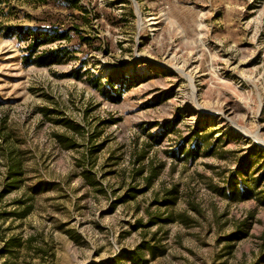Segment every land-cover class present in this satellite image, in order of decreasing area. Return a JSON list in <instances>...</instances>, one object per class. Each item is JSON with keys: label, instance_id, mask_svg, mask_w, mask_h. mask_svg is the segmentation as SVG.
Instances as JSON below:
<instances>
[{"label": "rangeland", "instance_id": "1", "mask_svg": "<svg viewBox=\"0 0 264 264\" xmlns=\"http://www.w3.org/2000/svg\"><path fill=\"white\" fill-rule=\"evenodd\" d=\"M76 1L0 0V213L32 206L0 219V264H110L145 243L147 264H256L264 206L219 192L248 148L264 151V0ZM71 27L69 43L37 49L69 54L25 62L33 39ZM58 118L83 128L78 149L57 143L72 139ZM196 129L215 130L213 155L177 161ZM89 135L102 147L86 161ZM13 161L20 183L3 194ZM140 166L158 176L136 194ZM172 188L173 207L155 203ZM179 213L191 223L147 226ZM242 224L247 236L227 242Z\"/></svg>", "mask_w": 264, "mask_h": 264}, {"label": "trees", "instance_id": "2", "mask_svg": "<svg viewBox=\"0 0 264 264\" xmlns=\"http://www.w3.org/2000/svg\"><path fill=\"white\" fill-rule=\"evenodd\" d=\"M50 0H25L28 4L35 5V6H44L49 3ZM123 1V0H119ZM64 3L71 8L77 9L81 11V8L78 6L76 0H64ZM129 16L133 18L132 12H129ZM52 34L46 36L45 40H41L39 38L33 39L27 45V56L23 59L26 61L34 60L36 61L37 65L39 66H47L54 62V60L60 56H64L69 54L66 50V47L62 49H56L54 51L49 52H37V49L47 42H55V41H65L67 43L70 42L71 36L69 34L71 32H77V29L71 27L69 30H59L57 28L51 29ZM77 35L78 32H77ZM80 45L88 44L87 38L78 37ZM56 116L61 117V114L58 112H54ZM48 114H53V112H48ZM57 124L61 125L67 132L71 133L72 139L66 137L64 135H55L54 138L56 139L57 143L61 148L64 150H75L78 149L80 146L75 142L73 137H84L83 128L79 125L73 124L72 122L58 118ZM215 130H209L207 133L204 130L196 129L193 131L192 137L188 140L191 146H185L182 144L178 145L177 152L172 156L177 159V161H189L190 163L194 162L200 155L208 157L213 155V142H210L213 132ZM96 136L89 135L85 140L86 143L89 145L87 147V151L89 156L86 157V161H89L91 155L98 153L102 147V145H94L93 141ZM152 140V138H151ZM154 143H157L158 140H153ZM143 157L139 158L138 161H142ZM16 161L11 163V167L9 168V172L5 177V184L3 189V194H7L11 191H14L18 188L20 183V170L17 165ZM144 172L146 175L144 176ZM88 174V172H84ZM136 175H139L143 178L145 187L142 190L131 189L132 192L136 194H141L144 191H147L153 181L157 178L158 172L157 169L154 167H148L146 171L144 166H140V170L137 172ZM86 176V175H85ZM255 176V177H254ZM87 179H89L87 177ZM90 181V180H89ZM264 183V151L258 150L253 147H250L245 152L242 160L239 161V166L227 176L224 181V186L221 188L219 194L224 199H227L231 203H240L249 200H255L259 205L264 206V188H262V184ZM264 185V184H263ZM128 199H133V196H128ZM178 199V191L175 188L170 190H166L163 193V197L160 202H155L156 204L166 208L173 207ZM14 209L10 212H2L0 213V219L2 221L12 218L13 220H22L27 217L31 211L32 206L29 204L28 201H15L13 202ZM193 211L197 212L196 208L193 207ZM172 218H158L152 217L151 219H155L156 222H149L147 226L155 225L157 222L169 224L174 221H179L187 225L189 220L184 216L183 213L176 214L175 216H170ZM245 225L242 224L239 226L234 232L226 236L227 242H234L239 241L247 236V229L244 227ZM264 240V239H263ZM14 241L13 239H8L3 244V249L1 253H9L10 250L8 245L12 244ZM264 248V242L263 246ZM147 251L149 253L151 259L154 258L155 250L154 247L149 246L148 244H142L137 247L133 251H129L124 253L123 255L119 256L116 259H113L110 264H118L121 259L128 260L131 264H147V260L144 259L143 251ZM256 264H264V252L261 251L257 256Z\"/></svg>", "mask_w": 264, "mask_h": 264}, {"label": "bare ground", "instance_id": "3", "mask_svg": "<svg viewBox=\"0 0 264 264\" xmlns=\"http://www.w3.org/2000/svg\"><path fill=\"white\" fill-rule=\"evenodd\" d=\"M252 137V136H251ZM253 139H255V141L259 142L256 138L252 137Z\"/></svg>", "mask_w": 264, "mask_h": 264}]
</instances>
